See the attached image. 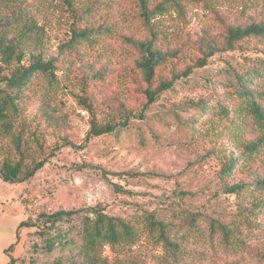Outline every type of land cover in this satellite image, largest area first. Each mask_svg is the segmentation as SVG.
<instances>
[{"label":"rangeland","instance_id":"1","mask_svg":"<svg viewBox=\"0 0 264 264\" xmlns=\"http://www.w3.org/2000/svg\"><path fill=\"white\" fill-rule=\"evenodd\" d=\"M149 1L154 9L162 0ZM25 2L44 33L41 42L28 41L23 63L29 64L34 53L46 59L60 55L61 84L47 97L33 94L16 121L35 157L42 156L36 136L48 157L30 180L10 183L13 196L1 199L16 202L14 208L31 223L20 228L10 248L16 264H73L83 242V217L94 216L96 208L137 228L129 242L103 246L109 264H264V209H254L264 202V191L227 190L264 177V146L252 154L246 150L264 135V121L248 116L236 128L240 124L220 122L216 114L213 128L209 115L201 118L202 101L213 103L230 89L226 67L243 70L250 57H264V41L258 38L222 50L230 27L264 21V0H183L181 11L151 14L148 21L136 0ZM11 12L12 5H0V21ZM88 27L95 31L92 42L66 46L74 29ZM156 34L157 46L171 55L156 81L188 68L193 72L142 111L140 55L129 39L146 41ZM211 47L219 50L198 66ZM95 73L104 75L91 85L99 120L110 114L120 120L126 108L135 114L126 129L87 138L90 115L79 99L80 82ZM253 86L264 90V79L257 77ZM227 104L233 115V101ZM231 156L240 157L238 166L232 176L222 177ZM5 157L17 153L10 135L0 130V164ZM117 185L130 192L116 190ZM61 209L79 212L57 222L47 218ZM147 212L167 224L176 249L166 246L159 229L145 225Z\"/></svg>","mask_w":264,"mask_h":264},{"label":"trees","instance_id":"2","mask_svg":"<svg viewBox=\"0 0 264 264\" xmlns=\"http://www.w3.org/2000/svg\"><path fill=\"white\" fill-rule=\"evenodd\" d=\"M25 1L0 0V5H12L11 16L0 21V130L4 134L10 135L17 153L16 158L5 157L0 164V178L8 183H21L30 180L48 161V157L44 156L43 143L38 136L35 137V140L39 151L42 153L41 157H35L36 151L25 139L23 129L16 130V121L23 116L33 94H41L47 97L51 91H55L61 84L58 74L60 55L46 59L41 53H34L31 55L29 64L23 63L28 41L35 38L36 41L41 42L44 33V29L38 25L32 10ZM136 1L140 4L142 15L146 21L149 20L151 14L166 13L172 8L181 11L183 3V0H162L154 9H150L149 0ZM94 32L89 27L81 30L74 29L72 40L66 46H72L82 40L92 42L91 35ZM157 38L158 34L151 40L146 41L129 39L140 55V59L136 63V70L143 77L145 84L142 111H145L150 104L155 102L160 94L174 89L177 79L187 78L193 72V68H188L182 74L173 75L171 80L156 81L159 68L171 56L157 46ZM253 38L264 41V21L250 22L246 26L230 27L226 44L222 50H234L242 41ZM218 50L217 47H211V50L200 59L198 66L207 65L208 58L215 55ZM249 61L251 65L243 68V70L231 65L224 69L228 73L225 80L226 84L230 86L228 93L226 92L223 97H216L213 103L207 100L202 101L201 118L209 115L207 123L211 124L212 127L214 126L216 114L220 117L218 119L220 122L232 120V122L240 124L236 128H239L248 116L264 121V90L257 91L253 86L257 77L264 79V57H250ZM103 76L95 73L89 79L80 82L83 94L79 96V99L90 115V129L87 138L116 131L120 132L129 126L128 117L135 114V111L128 112L126 108L119 115L120 120L117 119L116 114L106 116L104 121L99 120L94 107L95 103L99 106L98 95L91 85L93 82L99 83ZM228 101H233L235 106L233 115H230L231 108L227 104ZM72 146L76 145L72 144ZM263 146L264 135L249 142L246 150L252 154ZM56 148H60V146ZM54 154L55 151H52L50 155ZM239 161L240 157L231 156L222 170V177L232 176ZM251 186L254 189L264 191V177L257 179L253 184L237 183L229 185L227 190L230 193H241L245 188ZM116 190L130 192L120 185L116 186ZM254 209H264V202L254 205ZM93 211L94 216L86 214L83 217V242L77 251L78 259L73 264H109L102 257L103 246L107 243L116 245L129 242L136 235L137 228L131 221L119 216L109 215L101 208H96ZM78 212L74 209H61L48 214L47 218L52 222H57L65 218H71ZM143 221L146 226L160 230L166 246L177 248V243L172 242L169 238L166 232L167 224L163 220L157 219L152 212H147ZM22 226H31V223L29 220L24 219L19 227ZM10 264H16V259L11 257Z\"/></svg>","mask_w":264,"mask_h":264},{"label":"crops","instance_id":"3","mask_svg":"<svg viewBox=\"0 0 264 264\" xmlns=\"http://www.w3.org/2000/svg\"><path fill=\"white\" fill-rule=\"evenodd\" d=\"M12 185L0 178V200L13 196ZM16 202L8 204L0 201V264H10L13 255L10 247L16 245L19 237L20 223L25 219V213H19Z\"/></svg>","mask_w":264,"mask_h":264}]
</instances>
